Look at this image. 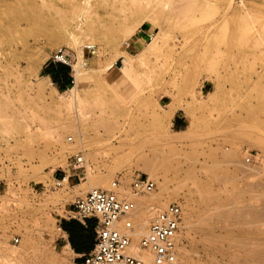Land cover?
I'll return each mask as SVG.
<instances>
[{
	"label": "rangeland",
	"instance_id": "1",
	"mask_svg": "<svg viewBox=\"0 0 264 264\" xmlns=\"http://www.w3.org/2000/svg\"><path fill=\"white\" fill-rule=\"evenodd\" d=\"M77 6L85 13L77 16ZM20 8L34 15L0 30V264H72L56 244L59 207L91 188L109 190L120 179L115 190L145 201L132 211L144 209L148 221L152 205H167V197L132 193V175L149 174L127 162L130 135L152 141L142 151H166L168 187L179 191L171 202L183 209L174 264H264L252 253L264 248V0H21ZM6 22L0 17V26ZM142 23L152 38L126 47L132 59L119 56ZM58 29L63 36L51 41ZM91 43L96 55L84 50ZM59 46L72 50L73 70L82 56L77 116L67 104L73 92L42 73ZM170 102L185 134L166 114ZM62 121L75 130L53 133ZM77 151L86 156L84 175L53 187ZM244 162L254 172H242ZM198 188L212 189L221 208L199 211Z\"/></svg>",
	"mask_w": 264,
	"mask_h": 264
},
{
	"label": "built area",
	"instance_id": "2",
	"mask_svg": "<svg viewBox=\"0 0 264 264\" xmlns=\"http://www.w3.org/2000/svg\"><path fill=\"white\" fill-rule=\"evenodd\" d=\"M153 32L148 35L152 38ZM127 46H130V41ZM84 50L89 55L98 53V45L86 44ZM73 52L67 46L57 47L51 55V61L71 65ZM69 140H73L70 136ZM253 154L247 155L251 161ZM86 171V156L77 151L69 157L68 171L58 174L52 186L61 187L76 178L81 179ZM120 179L112 182V189L93 188L84 196L74 200V216L84 220L89 216L97 219L95 242L81 262L72 264H149L129 252L133 220L129 213L136 208L134 197L118 193ZM130 188L133 194L150 192L156 188V182L147 174L135 172L131 177ZM183 221V209L178 202H171L155 210L150 218L147 233L141 237L138 246L152 255V264H173L177 261V247ZM17 241V238H16Z\"/></svg>",
	"mask_w": 264,
	"mask_h": 264
},
{
	"label": "bare ground",
	"instance_id": "3",
	"mask_svg": "<svg viewBox=\"0 0 264 264\" xmlns=\"http://www.w3.org/2000/svg\"><path fill=\"white\" fill-rule=\"evenodd\" d=\"M20 2H21V0H0V17L1 18H3V17L7 18V22L4 24V27L0 26L1 31H3L4 29L15 30L16 28H18L21 21H23V20L29 21L31 19V16L34 15L33 14L34 12L31 9L20 8ZM85 2H88V0H85ZM229 4L231 5V2ZM74 13L77 16H80L83 13H85V9L77 6L75 8ZM36 14H38V13H36ZM81 30L83 31V29H81ZM63 33H64V31L62 29L54 30V32L51 33V37H50L51 41H54V40L61 38L63 36ZM70 34H72L71 37H73L76 41H79L80 37H75V34H73V33H70ZM128 42L129 41H126V44H124V48L121 50V53L119 54V56L125 55V56L129 57V59H132L133 57H131L130 53L127 51V48H126V47H128V46H126L128 44ZM82 64H83L82 63V56L80 53L79 54V60L73 65L75 85L72 88H69V90L73 93L71 95V101H69V103H67L68 105H70L71 103L74 104L73 106H74L75 110H77L76 116L78 115V108L76 105V100H77L76 90H77V86H78L79 82L83 78V75L84 74L86 75L85 69L82 68ZM177 107H178L177 104L174 102L168 103L166 114L169 116H172L174 114V112L176 111ZM75 123H76V121H75ZM59 129L72 130V131L75 130L74 124H72V123L65 124L63 121L58 126L53 127L52 131L54 133L56 130L58 131ZM177 132H180V134L186 133V131H184V130H180ZM158 135L162 136V138H164V140L170 141L168 134L163 133L162 135L161 134H158ZM116 137H119V136H116ZM128 138H129L128 141L131 145V151H132L131 156L133 157V154H135V153L139 154V152H142L139 155V157H137L136 159H132V157L127 158L128 159L127 162H129V165H131V167H136V168L142 169L143 171H145L149 174V177L151 179L158 182V188L156 186V188L154 190L147 192V195H145L144 200L160 201L162 198L167 197L165 204H168L169 202L171 203L172 200L177 198L176 196H178L179 191H178V189L169 190V187H168V176L166 175V173L164 172V169H163V167H164L163 166V160L166 156V151L163 149H158L156 147H151L150 149H148V151L145 149L146 152L144 150L142 151V149H140V148L144 147L145 144L152 142V141H150V139H148L146 137L134 138L131 135ZM155 141H156V139H155ZM155 141H153V142H155ZM138 154H137V156H138ZM227 155L231 159V162H234L235 164H237V160H235L236 156H237V150L236 149H230L227 152ZM122 162H123V160H122ZM178 164L179 165L175 168H176V170L179 171L181 167H180V163H178ZM238 164H239V162H238ZM242 164L243 165L240 168L242 172L247 173V171H250V170H252L254 172V169H252L251 166L247 165L245 162ZM122 165H123V163H122ZM37 178L38 177H35L36 180H38ZM222 179H224V178H222ZM95 187H97V186H95ZM157 189H159V190H157ZM122 190H121V192H122ZM124 192L127 193L128 195L130 194V192H127V190L125 191V189H124ZM196 193H198L199 196L203 200V203L199 204V211L204 213V215H205V213H211V212L217 211L221 208L222 205H221V201H219L220 198L217 197V195L213 193L212 189L210 190L208 188H198ZM208 195H209V197H207ZM213 201H216V202L218 201L220 204L216 205L215 203H213ZM144 202L145 201H139V202L137 201V203L141 206L144 205ZM137 203H136V206H137ZM214 205H216V207H214ZM230 205H232V204H230ZM251 207H253V206H251ZM151 208H155V209L157 208V210L159 209L157 206H153V205L151 206ZM133 213H134V211L129 213V216L135 220V225L133 226L132 229L129 230V233L132 236V243L129 246L128 250L130 253H132L136 257H139V258L143 259L145 262L152 264V255L150 253L146 252L145 250H142L138 246V243H139L141 237L147 233L146 229H148V223H149L148 216L146 214V211H144V209H142L141 211L136 210L134 216H133ZM236 215L233 218L234 223H237L239 221V217ZM262 216L263 215L261 214V218H262ZM247 218H250V217H247ZM200 219L201 220L206 219V217H203V215H202L201 217H199V220ZM263 219H264V217H263ZM255 222L256 221H254V223ZM186 223L188 225H190V222L188 220ZM251 223H253V221ZM192 226H193V224H192ZM24 245L25 244H22V246H24ZM178 249H179V247H177V250ZM252 253L254 254L255 258L258 257V258L264 259V248L252 250ZM44 261H46V263L48 262L49 264H54L53 260H51L49 262V260L44 259Z\"/></svg>",
	"mask_w": 264,
	"mask_h": 264
},
{
	"label": "crops",
	"instance_id": "4",
	"mask_svg": "<svg viewBox=\"0 0 264 264\" xmlns=\"http://www.w3.org/2000/svg\"><path fill=\"white\" fill-rule=\"evenodd\" d=\"M141 24L138 30L131 38L130 44L134 48L141 46L148 35L151 33L150 26ZM43 75L47 76L59 91H66L75 84L73 68L63 63H55L51 60L43 68ZM179 109L172 115V123L175 128L181 130L184 126L185 119L179 113ZM78 196H76L77 198ZM74 200L66 206H60L61 214L57 218L59 227V237L57 246L66 250L71 256L72 261L81 262L84 255L89 252L95 242V225L97 219L89 216L81 220L74 216Z\"/></svg>",
	"mask_w": 264,
	"mask_h": 264
}]
</instances>
